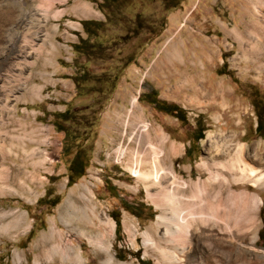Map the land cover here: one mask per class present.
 <instances>
[{
	"label": "rangeland",
	"instance_id": "obj_1",
	"mask_svg": "<svg viewBox=\"0 0 264 264\" xmlns=\"http://www.w3.org/2000/svg\"><path fill=\"white\" fill-rule=\"evenodd\" d=\"M262 4L264 0H136L133 12L114 11L106 24L109 12L84 0H0V264H13L14 252H23L31 264V246L51 222L63 230L56 211L79 182L88 184L94 202L114 224L115 258L152 264L140 235L155 230L159 210L154 203L161 201L163 190L134 177L130 156L117 154L120 146L134 147L130 138L136 125H148L145 137L154 147L160 146L159 133L166 153L171 146L177 149L162 166H171L180 181L197 185L211 177L215 163L222 161L215 144L230 137L231 150L242 145L245 161L258 159L263 164L258 169H264V137L254 131L256 110L264 124ZM138 12L145 19L134 31ZM84 20L103 24L98 41L105 49L94 57L72 52L77 34L86 38L79 24ZM125 35V43L113 42ZM83 71L110 80L116 76L114 88L87 82L82 87L104 95L77 97L72 77ZM152 90L159 102L184 111L180 120L165 113V105L145 101L142 96ZM66 109L75 123L82 113L88 119L87 128L64 124L88 158L84 175L70 185L67 166L74 151L62 155L63 134L51 125L52 114ZM197 128L203 129L199 140ZM237 174L235 180L245 175ZM198 187L194 195L202 189ZM228 191L234 218L244 217L253 207L251 196L259 193L256 246L264 249V193L243 181ZM48 192L57 204L37 205ZM121 202L129 204L128 211ZM80 241L83 258L92 259L90 245ZM253 257L248 254L247 264L260 263Z\"/></svg>",
	"mask_w": 264,
	"mask_h": 264
},
{
	"label": "bare ground",
	"instance_id": "obj_2",
	"mask_svg": "<svg viewBox=\"0 0 264 264\" xmlns=\"http://www.w3.org/2000/svg\"><path fill=\"white\" fill-rule=\"evenodd\" d=\"M135 101L132 100L131 107L135 106ZM132 128L130 139L133 142H129L134 147L120 146L116 149L117 154L122 158L126 154L130 156V171L134 177L147 186L163 190L161 201L154 203L159 210L155 230L153 233L146 230L140 235L144 255L152 260V264H247L248 254L258 259L259 264H264V249L256 246L261 226L260 218L256 217V210L262 203L259 193L251 196L253 207L247 214L234 218L228 191L235 183L243 181L264 193V169H258L263 164L258 159L252 164L247 163L242 155V145H235L231 150L230 137L228 142L224 140L220 145L215 144L216 158L222 160L217 165L215 163V173L200 184L186 183L176 177L171 166H162L177 149L171 146L166 153V143L159 133L156 137L160 146L154 147L145 137L146 124ZM200 168L204 169V164ZM236 172L245 175L242 178L236 176L235 180L233 175ZM162 182L166 185L163 186ZM196 186L202 189L194 195ZM76 188V191H69L56 211L63 230L51 222L48 230L41 233L31 246V264H95L96 261L99 264H133L115 258L111 243L114 224L94 202L95 196L88 184L79 182ZM72 236L75 240L71 239ZM135 236L132 231L130 243L134 248ZM245 239L247 244L243 242ZM80 240H86L90 245L92 259L83 258ZM26 261L23 252L13 253V264H27Z\"/></svg>",
	"mask_w": 264,
	"mask_h": 264
},
{
	"label": "trees",
	"instance_id": "obj_3",
	"mask_svg": "<svg viewBox=\"0 0 264 264\" xmlns=\"http://www.w3.org/2000/svg\"><path fill=\"white\" fill-rule=\"evenodd\" d=\"M88 2H92L96 4L97 8L99 10H106L109 12V14L106 15V24H108L109 21V15L113 14L112 12L117 11V10H126L129 12H133L136 6V0H84ZM160 1V0H159ZM165 1V0H161ZM175 7V6H172ZM137 9V8H136ZM141 13V12H140ZM144 17L142 16V13L139 14V12L135 15L133 23H134V28L139 29L141 28V25H143L144 22ZM79 24L81 25L82 32L85 34L86 38H82L79 34H77L78 37V42L76 44H72V52L76 55H84L86 57H94L98 53H101L105 48L102 46V43L98 41V33L101 31V26L103 25L102 23L94 20H84L80 21ZM133 31V32H134ZM132 32V33H133ZM125 36H122L113 42H119V43H125L126 39ZM93 38L94 41L89 42L88 39ZM116 76L113 77L112 80L109 79L107 76H89L86 72H80L79 74H76L75 76L72 77L73 84L75 87L76 91V96L77 97H86L89 95V93H99L101 95H104V92L101 90H90V88H86L85 86L82 87V84L87 83V82H93V84H97L100 82H103L102 84L104 85H113L112 87L114 88L115 81H116ZM142 97L145 98V101L153 105L154 107H157L161 102L157 100V94L155 93L154 90H152L150 93L147 95H143ZM162 105L166 106V109L163 110L165 113L172 115L176 119L180 120V117L184 115V111L172 104H166V103H161ZM257 113V123L255 125L254 131L257 135L264 137V124H261V119H260V114L256 110ZM85 119H87L86 115L82 113V115L79 116L78 120L79 123H75L73 121V116L72 112L69 109L64 110L61 113H54L52 114V122L51 125L54 128L56 132L62 133L63 134V142H62V155L63 156H69L72 151L73 155L72 158L69 161V164L67 166V171H68V181L67 185L72 184L74 179L80 178L84 175V170L87 166V157H86V151L81 149L80 146H76L75 140L78 139L77 136H74L71 132L68 131L66 126L64 125L65 123L72 122L74 125L78 126V124H83L84 127H88L85 125ZM88 120V119H87ZM197 131L199 132V135L197 137V140L201 139V135L203 132V129L197 128ZM77 147V148H76ZM188 150L186 151L187 154ZM52 179V178H50ZM50 192L45 195L43 199L38 200L37 205H41L42 201H44L45 205H48L50 208L54 207L57 202L58 198L57 197H51L49 198ZM129 204L121 202V207L128 211L129 209ZM115 223L116 227H118V220L116 216L112 214L111 216ZM137 259L139 261V256H137Z\"/></svg>",
	"mask_w": 264,
	"mask_h": 264
},
{
	"label": "flooded vegetation",
	"instance_id": "obj_4",
	"mask_svg": "<svg viewBox=\"0 0 264 264\" xmlns=\"http://www.w3.org/2000/svg\"><path fill=\"white\" fill-rule=\"evenodd\" d=\"M164 108L166 109V106H164Z\"/></svg>",
	"mask_w": 264,
	"mask_h": 264
}]
</instances>
